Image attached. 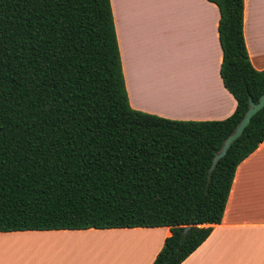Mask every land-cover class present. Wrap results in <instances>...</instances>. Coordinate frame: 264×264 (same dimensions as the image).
<instances>
[{"label": "trees", "instance_id": "16d2710c", "mask_svg": "<svg viewBox=\"0 0 264 264\" xmlns=\"http://www.w3.org/2000/svg\"><path fill=\"white\" fill-rule=\"evenodd\" d=\"M219 11L222 121L129 106L110 0H0V232L168 227L151 264H181L220 224L237 166L264 141V93L243 38V0ZM185 229H187L186 232Z\"/></svg>", "mask_w": 264, "mask_h": 264}, {"label": "crops", "instance_id": "0c3cea01", "mask_svg": "<svg viewBox=\"0 0 264 264\" xmlns=\"http://www.w3.org/2000/svg\"><path fill=\"white\" fill-rule=\"evenodd\" d=\"M129 106L173 121H222L218 8L207 0H110ZM154 5L165 6L157 13ZM161 7H159L160 9ZM243 38L264 70V0H243ZM168 227L0 232V264H151ZM181 264H264V141L236 168L220 224Z\"/></svg>", "mask_w": 264, "mask_h": 264}, {"label": "water", "instance_id": "95a60500", "mask_svg": "<svg viewBox=\"0 0 264 264\" xmlns=\"http://www.w3.org/2000/svg\"><path fill=\"white\" fill-rule=\"evenodd\" d=\"M263 107H264V93L260 96L258 103H254L252 99L249 98V106L247 111L245 112L241 121L234 128L232 133L224 140L220 150L215 154L212 160V165L209 169L210 171H212L215 168L218 161L226 155L230 146L242 135L244 129L249 125L251 118ZM186 231L187 229H185L184 232Z\"/></svg>", "mask_w": 264, "mask_h": 264}, {"label": "rangeland", "instance_id": "374dc122", "mask_svg": "<svg viewBox=\"0 0 264 264\" xmlns=\"http://www.w3.org/2000/svg\"><path fill=\"white\" fill-rule=\"evenodd\" d=\"M154 7H155V11L157 12V13H164V12H166V7L165 6H163V5H161V6H159V5H154ZM159 7H161L160 9H159Z\"/></svg>", "mask_w": 264, "mask_h": 264}]
</instances>
